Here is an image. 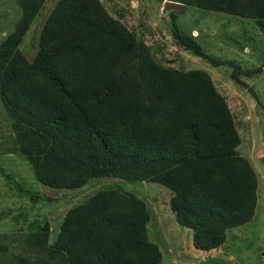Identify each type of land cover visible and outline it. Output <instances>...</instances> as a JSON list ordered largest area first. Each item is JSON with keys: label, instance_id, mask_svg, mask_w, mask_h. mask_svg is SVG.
Instances as JSON below:
<instances>
[{"label": "trees", "instance_id": "trees-1", "mask_svg": "<svg viewBox=\"0 0 264 264\" xmlns=\"http://www.w3.org/2000/svg\"><path fill=\"white\" fill-rule=\"evenodd\" d=\"M44 1L18 0L21 14L0 41V98L36 178L56 188L98 176L161 183L193 245H221L229 227L254 215L258 178L237 151L241 136L210 74L159 64L101 0H57L30 60L19 43ZM178 1L253 18L264 34V0ZM173 35L225 63L177 26ZM231 65L232 79L248 87L240 65ZM149 219L134 192L101 187L66 210L52 242L47 222L29 231L35 260L19 255V264H157L163 253L149 238Z\"/></svg>", "mask_w": 264, "mask_h": 264}, {"label": "rangeland", "instance_id": "rangeland-1", "mask_svg": "<svg viewBox=\"0 0 264 264\" xmlns=\"http://www.w3.org/2000/svg\"><path fill=\"white\" fill-rule=\"evenodd\" d=\"M178 1V0H175ZM57 0H45L19 48L32 60L39 48L44 21ZM106 10L125 23L137 39L144 41L152 57L165 67L187 70L202 68L212 77L216 88L224 95L241 136L239 154L246 156L258 178L257 217L261 219L262 176L264 175V35L256 21L234 13L206 9L180 2L174 10L175 24L164 0H101ZM21 14L18 0H0V41L13 29ZM179 31L190 34L202 50L225 63L214 64L207 57L197 55L173 35ZM241 67V77L248 87L236 83L231 63ZM247 69L256 70L245 75ZM120 186L145 200L148 209L159 208L167 202L169 189L151 180L98 176L77 188H56L44 185L35 176L30 161L20 152L12 119L0 98V264H19V255L35 260V251L26 244L29 231L37 230L45 222L52 226L49 242L58 231L60 220L73 204L85 200L95 190ZM37 192V193H36ZM154 208V209H153ZM153 215V214H152ZM167 236L157 235L152 216L149 232L156 239L164 261L159 264H256L261 244L250 235L233 237L232 227L225 243L209 251L198 250L187 238V227L163 215ZM177 224L175 228L173 225ZM234 228V229H233ZM239 228V229H237ZM179 234V235H177ZM180 251L184 255L180 256ZM254 253L253 259L246 258ZM205 254V257H204ZM172 260H175L171 263Z\"/></svg>", "mask_w": 264, "mask_h": 264}, {"label": "crops", "instance_id": "crops-1", "mask_svg": "<svg viewBox=\"0 0 264 264\" xmlns=\"http://www.w3.org/2000/svg\"><path fill=\"white\" fill-rule=\"evenodd\" d=\"M254 73H253V75H254ZM142 181H144V180H142ZM261 182H262V198H261V214H260L261 219H259V217H257L258 215H257V205H256L254 215L248 221L244 222V223H246V227L243 228L242 230L241 229L240 230H232V232H231L232 235H233V237H239L241 234H244L247 237L250 235L253 239L258 240L261 243V244H259L260 245V248H261V250L259 252L260 257H259V260L257 259L256 264H264V175L262 176ZM171 194L172 193L169 190V192L167 193V197L168 198H167V202H166L165 205H162L159 208L157 207V205H155V209L153 208L154 209L153 210V213H152V210H151L150 219L147 222V230H148L149 238L151 240L157 242V243H159V240H160L161 237L158 238V239H156L155 237H153L151 235V233L149 232L148 225L152 221L151 218L153 216L154 219H155V221H156V223H158L157 230H156V234L157 235H162L163 237L168 235L167 229H166L167 226L164 223L163 215L169 217L170 219L173 218V217H175V214H174L173 210L170 208V205H169V198H170ZM174 219L176 220V218H174ZM61 221L62 220H60V222ZM176 223L178 225H181V224H179L177 222V220H176ZM176 223L173 226L175 228L177 227V229H178V226H177ZM244 223H242L240 225L232 226V227H244V226H242V225H244ZM181 226H183V225H181ZM232 227H229L228 229H230ZM188 229H190V228H188ZM228 229L226 230V238H227V231H228ZM237 229H239V228H237ZM51 230H52V226H50V228H49V237H50ZM58 230H59V228H58ZM57 232L52 237L53 239L56 237ZM187 233H188L187 234V238L189 237L188 235H191V238H192V230L190 229L189 231H187ZM177 235H179V234H177ZM225 241L223 243H225ZM212 249H214V248H212ZM198 250H201V251H209L211 249H208V250L198 249ZM179 253H180V256L184 255V252H182V251H180ZM253 256H254V253H251V255L250 256H246V258L253 259ZM204 257H205V254H204ZM164 260L165 259H164V255H163L162 260L159 263H162ZM174 261L175 260H172V258H171V263H173ZM159 263H157V264H159Z\"/></svg>", "mask_w": 264, "mask_h": 264}, {"label": "water", "instance_id": "water-1", "mask_svg": "<svg viewBox=\"0 0 264 264\" xmlns=\"http://www.w3.org/2000/svg\"><path fill=\"white\" fill-rule=\"evenodd\" d=\"M163 3H164V7L167 8L168 10L177 9L180 7L179 1H175V0H164Z\"/></svg>", "mask_w": 264, "mask_h": 264}]
</instances>
